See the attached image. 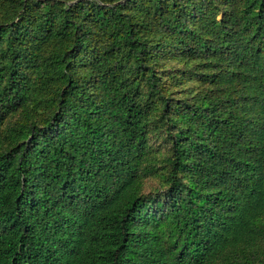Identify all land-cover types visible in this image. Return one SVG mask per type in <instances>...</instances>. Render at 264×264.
I'll use <instances>...</instances> for the list:
<instances>
[{"label":"trees","instance_id":"16d2710c","mask_svg":"<svg viewBox=\"0 0 264 264\" xmlns=\"http://www.w3.org/2000/svg\"><path fill=\"white\" fill-rule=\"evenodd\" d=\"M0 264H264V0H0Z\"/></svg>","mask_w":264,"mask_h":264},{"label":"rangeland","instance_id":"374dc122","mask_svg":"<svg viewBox=\"0 0 264 264\" xmlns=\"http://www.w3.org/2000/svg\"><path fill=\"white\" fill-rule=\"evenodd\" d=\"M168 67H172L174 65V62H168L167 63ZM192 86V85H188ZM164 136H160L158 133H154L152 136L151 143L153 147L159 148L162 151V147L164 146ZM157 179H150L148 180L146 186H145V192L150 193L154 192L157 189L160 188L159 182H156Z\"/></svg>","mask_w":264,"mask_h":264}]
</instances>
